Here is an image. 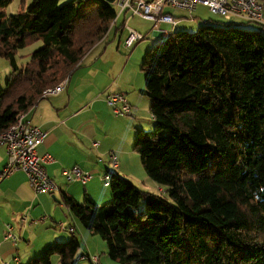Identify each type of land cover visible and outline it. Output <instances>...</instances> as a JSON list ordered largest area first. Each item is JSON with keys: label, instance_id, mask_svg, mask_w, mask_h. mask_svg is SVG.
Returning a JSON list of instances; mask_svg holds the SVG:
<instances>
[{"label": "trees", "instance_id": "1", "mask_svg": "<svg viewBox=\"0 0 264 264\" xmlns=\"http://www.w3.org/2000/svg\"><path fill=\"white\" fill-rule=\"evenodd\" d=\"M11 2L0 0V56L11 68L0 87V131L117 20L110 25L114 0H21L8 15ZM36 40L41 46L18 64L17 51ZM140 68L154 128L137 130L133 149L162 191L110 171L109 201L60 200L118 264H264V32L234 21L175 29L146 50ZM79 247L73 236L56 240L25 264H76Z\"/></svg>", "mask_w": 264, "mask_h": 264}, {"label": "crops", "instance_id": "2", "mask_svg": "<svg viewBox=\"0 0 264 264\" xmlns=\"http://www.w3.org/2000/svg\"><path fill=\"white\" fill-rule=\"evenodd\" d=\"M166 11L170 13L167 9ZM124 15L119 16L120 22L118 17L115 25L109 27L104 39L86 50L79 64L77 63L60 81L63 84L59 91L42 94L36 104L27 110L26 119L46 133L38 147V153L48 152L52 156V161L46 164L45 169L57 183L58 191L52 194L33 192L25 173L21 170L15 171L0 182V264H25L53 241L67 239L70 234L60 229L59 223L64 227L72 226L74 231L77 229L80 235H84V231L76 223L77 218L60 200L63 193L72 196L78 202H82L87 195L97 204H102L100 200L105 201L109 198L101 193L98 180H102L110 171L129 177L130 172L126 174L118 161L114 167L110 159V152L115 156L116 153L121 155L123 148L120 146L122 138L108 140L109 131L118 129L114 126L117 117H114L116 115L105 101L109 92H122L126 96V91L130 90L123 82L127 63L123 59L121 66L116 68L117 58L109 59L103 54L97 56L104 50L105 47L102 46L110 35L115 38L121 33L122 29L117 27L116 30L115 27L124 19L127 23L129 17L125 18ZM172 15L180 18V21L174 26L159 22L157 30L155 22L148 20L151 21L148 33V36H151V43H157L169 36L178 24L193 19H186L185 15L180 13ZM163 23L166 26L161 29ZM146 40L145 37L141 41ZM130 94L132 92L129 93V97L127 96V102L132 101L133 95ZM128 103L131 105L130 116H133L132 112L136 109L130 102ZM5 161V147L0 144V169ZM74 165L88 171L90 178L84 183L65 180L61 173L62 169ZM93 179H97V182ZM158 189L162 191L159 185ZM53 195L56 199L52 197ZM20 213L28 214L24 224L19 221ZM7 226L11 227L15 239L5 237ZM55 227L59 231H56ZM83 256L81 258H84Z\"/></svg>", "mask_w": 264, "mask_h": 264}, {"label": "built area", "instance_id": "3", "mask_svg": "<svg viewBox=\"0 0 264 264\" xmlns=\"http://www.w3.org/2000/svg\"><path fill=\"white\" fill-rule=\"evenodd\" d=\"M113 5L116 15L110 25L120 15L129 13L130 16L136 15L154 21L157 30L159 22L170 23L174 26L180 21V18L168 13L166 7L185 11L188 15L185 18L192 19L190 16L200 5L207 8L211 13L257 24L260 31L264 32V6L259 0H114ZM123 26L129 28L125 19ZM143 39H145L143 34L129 28L126 45L130 46L133 42ZM62 84L60 82L51 88H47L43 90L42 94L46 95L59 91ZM105 100L115 115L126 116L130 114L131 106L122 92H109ZM26 115L27 111L20 113L5 130L0 131V144L4 145L6 152L5 164L0 169V182L15 171L21 170L25 173L33 192L52 194L58 191V185L47 174L45 166L53 158L48 152L38 153V147L43 142L46 133L38 125L28 121ZM110 159L113 166L116 167L117 159L113 152H110ZM61 173L67 181L84 183L90 178V173L77 165L63 168ZM102 180L105 186L108 185L110 175L106 173ZM27 217V213H20L18 216L20 223L24 224ZM58 226L61 229H66L69 233L74 231L72 226L64 227L62 223H59ZM5 237L15 239L9 226H7ZM91 261L94 264H100L96 256H91Z\"/></svg>", "mask_w": 264, "mask_h": 264}, {"label": "rangeland", "instance_id": "4", "mask_svg": "<svg viewBox=\"0 0 264 264\" xmlns=\"http://www.w3.org/2000/svg\"><path fill=\"white\" fill-rule=\"evenodd\" d=\"M66 1V0H61ZM31 0H26V6L30 4ZM264 5V0L260 1ZM21 6V0H12V2L5 8V11L8 15L14 14L18 12ZM166 9L172 13H180L186 16V12L184 11H176L172 8L166 7ZM125 18L129 17L127 20V27L136 30L146 37V41H138L133 42L132 45H126V38L129 35V28H122L121 33L115 38H112L110 35L102 46L105 47L101 54L97 56H103L114 59L117 58L118 62L116 63V68L121 66V62L124 59L126 64L123 82L128 85V89L126 91V98L129 93L132 92V101H128L132 104V106L136 109L132 112L133 116H114L116 118V124H114L115 128L118 131H109L110 136H108V140L110 139H121L120 146L123 148V152L121 155L116 153L118 164H120L124 170V172L128 174L129 180H131L134 185L155 194H159L160 191L158 189V184H156L153 180H151L146 173L144 172L139 153L133 150L134 146V138L137 130L141 129L143 131H152L154 128V123L152 117L149 113V104L150 100L142 93L144 90V80L143 73L141 71V62L143 60L144 54L146 50L152 46H155L156 43H151L150 32L149 29L151 27V21L143 19L139 16H130L129 13H126ZM188 16V15H187ZM193 18L190 21H184L176 26V29H185L188 31H194L199 24L209 23V24H218L224 23L228 21H234V24L238 25L242 28H251L258 29V25L252 22H248L240 19H233L228 16H221L218 14L211 13L207 8L198 5L192 15ZM188 17V18H190ZM120 22V17L118 19ZM117 22V23H118ZM166 24H162L160 26L161 29H164ZM151 34V33H150ZM149 37V39H148ZM41 46V42L33 41L29 42L25 47L19 49L16 54V59L18 63H23L27 61L31 52L38 47ZM11 68L9 66L8 61L0 56V87H4L6 80L10 74ZM128 92V93H127ZM129 97V96H128ZM120 119V120H119ZM124 136V137H123ZM113 171V170H112ZM97 182V179H93ZM92 180V181H93ZM98 184L100 187L101 193L109 199L100 200V203L107 202L111 199V191L109 185H104L102 180H98ZM79 228L84 231V235H80L77 229L74 231V234L68 235V238L72 236L80 242V247L78 250L79 259L76 261V264H92L91 256L96 255L98 257V262L100 264H118L116 261L110 259L107 255V245L104 240H102L97 234L91 233L89 230L85 229L78 219L76 220ZM47 223V222H44ZM56 229V227H55ZM56 231H59L56 229ZM71 236V237H70ZM67 238V239H68ZM67 239H57V240H67ZM54 242V241H53ZM43 251V250H42ZM42 251L36 253V256H39ZM82 255H87V258H81Z\"/></svg>", "mask_w": 264, "mask_h": 264}, {"label": "water", "instance_id": "5", "mask_svg": "<svg viewBox=\"0 0 264 264\" xmlns=\"http://www.w3.org/2000/svg\"><path fill=\"white\" fill-rule=\"evenodd\" d=\"M52 197H53L54 199H56L54 195H53Z\"/></svg>", "mask_w": 264, "mask_h": 264}]
</instances>
